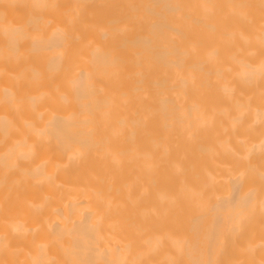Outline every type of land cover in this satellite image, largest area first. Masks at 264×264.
Returning a JSON list of instances; mask_svg holds the SVG:
<instances>
[{"label":"bare ground","instance_id":"obj_1","mask_svg":"<svg viewBox=\"0 0 264 264\" xmlns=\"http://www.w3.org/2000/svg\"><path fill=\"white\" fill-rule=\"evenodd\" d=\"M0 264H264V0H0Z\"/></svg>","mask_w":264,"mask_h":264}]
</instances>
